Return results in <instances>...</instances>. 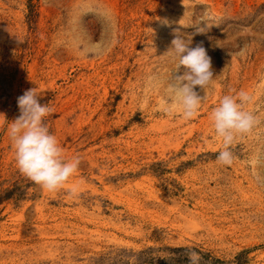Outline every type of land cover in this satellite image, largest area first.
Masks as SVG:
<instances>
[{
    "label": "rangeland",
    "instance_id": "obj_1",
    "mask_svg": "<svg viewBox=\"0 0 264 264\" xmlns=\"http://www.w3.org/2000/svg\"><path fill=\"white\" fill-rule=\"evenodd\" d=\"M176 34L203 45L215 74L190 120L164 111L185 71L167 53ZM31 88L54 110L65 157L80 158L56 192L14 159L8 125ZM241 90L257 123L225 166L210 114ZM6 188L0 264H135L132 253L149 247L160 258L186 247L219 264H264V0H0Z\"/></svg>",
    "mask_w": 264,
    "mask_h": 264
},
{
    "label": "clouds",
    "instance_id": "obj_2",
    "mask_svg": "<svg viewBox=\"0 0 264 264\" xmlns=\"http://www.w3.org/2000/svg\"><path fill=\"white\" fill-rule=\"evenodd\" d=\"M191 39L176 34L167 53L178 60L177 69L183 66L182 75L174 77L168 85L169 103L164 111L173 116L180 110L185 120L193 119L199 111L204 91L213 80L211 57L202 44L191 47ZM41 93L35 88L26 90L17 98L19 116L8 125L16 167L21 175L48 192L61 190L76 175L80 158H66L57 137L51 133L48 118L54 110L50 103L40 102ZM251 95L241 90L235 95H224L210 114L216 136L222 142L217 163L231 166L235 156L231 147L238 135L249 133L256 117L244 110ZM75 192V188L72 189ZM189 264H200L196 251L187 253Z\"/></svg>",
    "mask_w": 264,
    "mask_h": 264
},
{
    "label": "trees",
    "instance_id": "obj_3",
    "mask_svg": "<svg viewBox=\"0 0 264 264\" xmlns=\"http://www.w3.org/2000/svg\"><path fill=\"white\" fill-rule=\"evenodd\" d=\"M9 197L10 191L7 188L0 192V202ZM153 250L154 248L149 247L137 253H132V255H135V264H189L187 253L190 250L194 251V249H188L186 247H168L167 250L175 255H172L173 257L160 258L153 255ZM198 252L201 253L200 251ZM201 258L200 264H219L223 262L219 258L211 257L208 253H201ZM168 260L169 263H165L168 262Z\"/></svg>",
    "mask_w": 264,
    "mask_h": 264
}]
</instances>
